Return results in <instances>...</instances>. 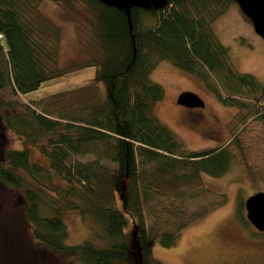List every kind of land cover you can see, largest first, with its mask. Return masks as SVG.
Listing matches in <instances>:
<instances>
[{
	"label": "trees",
	"instance_id": "1",
	"mask_svg": "<svg viewBox=\"0 0 264 264\" xmlns=\"http://www.w3.org/2000/svg\"><path fill=\"white\" fill-rule=\"evenodd\" d=\"M38 1L0 0V91L13 96L0 98V121L24 142L5 150L0 184L21 192L29 235L54 260L163 264L151 244L174 246L187 226L225 201L218 194L189 208L207 192L202 174L225 175L233 156L227 146L190 150L156 115L164 88L150 74L168 61L202 80L237 108L232 133L252 118L264 123V83L234 68L212 27L235 0H50L90 14V57L78 68L96 70L95 78L50 94L51 106L19 98L71 70L57 65L61 31L41 17ZM27 144L39 146L48 167L30 160ZM69 211L95 226L79 244L67 243Z\"/></svg>",
	"mask_w": 264,
	"mask_h": 264
},
{
	"label": "rangeland",
	"instance_id": "2",
	"mask_svg": "<svg viewBox=\"0 0 264 264\" xmlns=\"http://www.w3.org/2000/svg\"><path fill=\"white\" fill-rule=\"evenodd\" d=\"M110 1L121 4L126 2ZM130 1L148 4L160 0ZM36 8L41 17L59 26L61 33L57 65L71 70L65 76L54 78L25 96L19 95V98H45L48 106H51L50 94L95 78L94 66L78 68L90 57V14L80 4L74 9H67L50 0H39ZM212 27L219 40L228 47L234 68L241 73H250L264 83V40L254 31L249 18L238 4L232 3L213 22ZM150 77L164 88V97L155 107L156 115L190 150L227 146L233 156L231 167L225 175L212 177L202 174L201 188L207 192L202 193L201 199L195 198L189 208L194 210L200 203L214 201L218 199V194H223L225 201L202 219L187 226L174 246L165 248L158 242L152 243V256L163 264H227L234 263L239 254L256 259L258 255L264 256V250L245 243L254 237V231L244 208L247 197L256 192H264V123L252 118L232 133L228 123L237 108L220 102L202 80L168 61L159 62ZM212 82L217 83V80L212 79ZM183 91L196 93L203 100L204 106L187 108L179 105L176 99ZM222 93L225 94L224 90ZM12 97L9 90L0 91V98L8 100ZM239 97L246 100V97ZM66 98L65 95L60 99L61 104ZM3 113L2 109L0 114ZM27 147L31 161L48 167L47 158L38 145L27 144ZM22 148L23 139L0 121V160L6 149ZM23 202L20 191L0 184V264H40V258L49 260L48 264H68L67 259L59 255L63 261L54 260L50 253L43 251L30 237L28 225H25L20 215ZM240 203L242 209L239 208ZM63 218L68 229V244H79L92 236L95 226L84 222L75 212H66ZM152 220L150 216L148 223ZM260 246L264 248V244Z\"/></svg>",
	"mask_w": 264,
	"mask_h": 264
},
{
	"label": "water",
	"instance_id": "3",
	"mask_svg": "<svg viewBox=\"0 0 264 264\" xmlns=\"http://www.w3.org/2000/svg\"><path fill=\"white\" fill-rule=\"evenodd\" d=\"M241 11L249 18L254 31L264 40V0H235ZM187 108H202L203 100L194 92L183 91L176 99ZM247 220L258 230L264 231V192H256L244 201Z\"/></svg>",
	"mask_w": 264,
	"mask_h": 264
},
{
	"label": "flooded vegetation",
	"instance_id": "4",
	"mask_svg": "<svg viewBox=\"0 0 264 264\" xmlns=\"http://www.w3.org/2000/svg\"><path fill=\"white\" fill-rule=\"evenodd\" d=\"M249 222V221H248ZM250 223V222H249ZM251 224V223H250ZM251 227L254 231V237L251 240H247L245 243L252 247H256L257 249L264 250L260 244H264V231L258 230L254 225L251 224ZM249 249V248H245ZM240 256L237 257L234 263H227V264H264V256L258 255V259L256 258H247L249 255L239 254ZM251 256V255H250Z\"/></svg>",
	"mask_w": 264,
	"mask_h": 264
}]
</instances>
